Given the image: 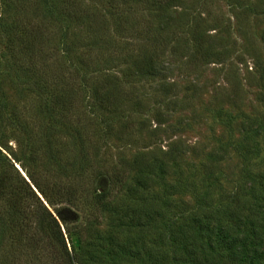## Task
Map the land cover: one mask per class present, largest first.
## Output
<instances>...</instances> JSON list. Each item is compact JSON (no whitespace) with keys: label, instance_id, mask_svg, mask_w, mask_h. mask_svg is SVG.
<instances>
[{"label":"rangeland","instance_id":"rangeland-1","mask_svg":"<svg viewBox=\"0 0 264 264\" xmlns=\"http://www.w3.org/2000/svg\"><path fill=\"white\" fill-rule=\"evenodd\" d=\"M15 1L18 0L9 3ZM181 1V8L170 10L176 20L174 33L171 29L161 34L165 41L158 51L144 36L152 27L150 36L156 34L155 27L148 23V7L128 0L119 1L129 4L117 10L108 0H81L87 10L82 20H73L60 0L49 2L48 6L44 0H28L20 10L13 4L9 8L10 22L31 25L30 44L40 51L32 59L13 61L15 78L3 87L7 109L25 126L44 131L48 121L40 113L39 102L49 100L58 88H67L69 93L72 91V98L83 101L80 110L74 106L71 124L72 128L78 124L84 129L83 139L93 140L84 147L88 157L99 165L105 162L108 171L115 168L113 165L119 169L140 160L139 169L143 176L147 175L144 191L137 188L127 191L126 186L112 202L110 212L94 219V229L89 231L92 248L85 259L95 255L96 264H107L103 249L108 232H114L110 229L120 225L126 228L125 213L141 209L143 199L146 201L143 211L150 212L168 196L173 209L167 213L172 217L177 215L176 207L191 212L197 205L211 209L215 213L213 221L224 224L237 215L246 217L254 208L262 216L264 0ZM198 25L211 38L204 43V49L210 48L208 53L202 49L207 53L204 59L193 40ZM4 40L0 43L1 53L5 52ZM61 40L63 44L59 45ZM153 53L158 56L157 65L162 70L154 78L138 77V72L134 75L136 71L130 69L133 61L139 56L146 59ZM36 67L42 68L46 76ZM84 80L82 84L91 88L82 92L79 86ZM115 84L123 100L116 112L109 113L95 101L94 89H99V98ZM37 85L48 92H38ZM101 121L112 130L106 132ZM68 125L69 118L50 132L54 137L53 150L58 155L56 163L44 169L46 160L43 165L32 163L29 168L42 174V180L74 186L87 183L90 177L80 169L84 163L77 160L80 157L72 138L62 131L60 136L55 134ZM119 128L128 132L123 130L124 134L120 135ZM17 129L10 125L0 131L4 148L7 147L0 150L7 158L13 153L24 164L28 152H21L13 140L18 136ZM173 148L182 154L176 152L172 161H168L164 153ZM40 154L39 151L36 156L40 158ZM159 156L167 161L169 168L161 181L154 162ZM18 164L15 163L16 168L25 176ZM133 175L134 172L130 180ZM0 206L2 209L5 203L0 201ZM68 210L63 214L70 222V231H76L87 215ZM169 219L172 218L168 216L164 221ZM18 230L16 225L0 220V264H68L67 257L59 254L60 248L46 254L48 247L43 243L47 241L37 244L40 251L26 246L24 237L21 243L16 236ZM62 232L71 264H78L84 249L73 232L67 234L63 226ZM133 236L128 233L124 241ZM139 237L138 245L151 255L169 249L166 241H159L153 247L159 240L157 233H143ZM129 248L130 245L127 251ZM166 263L171 264L169 258Z\"/></svg>","mask_w":264,"mask_h":264},{"label":"trees","instance_id":"trees-1","mask_svg":"<svg viewBox=\"0 0 264 264\" xmlns=\"http://www.w3.org/2000/svg\"><path fill=\"white\" fill-rule=\"evenodd\" d=\"M119 1L121 0H108V3L114 10L121 9L122 5L127 6L129 4L125 2L119 4ZM128 1L134 2V5L148 7V23H151V27H155L156 34L154 37L150 36L154 29L152 27V30L149 28L144 36L151 44H154L153 46H156L158 51L165 41L161 34L171 29L174 33L173 26L176 20H174L175 17H173V13H170V10L181 8L182 1ZM44 2L48 6L49 2L54 3L55 0H44ZM60 2L62 8L72 15L73 20H82V16L87 11L82 7L81 0H60ZM27 3H29L28 0H18L12 3H9V0H0V43L5 39V52H0V131L3 132L10 125H15L16 129L18 128L16 131L18 136L13 137V140L17 142L21 152H28V157L23 160V164L13 153H11L10 158H7L3 156L0 150V201H3V204L5 203L2 209L0 206V220H6L16 225L19 229L16 235L18 240L24 243L22 241V237H24L27 241L24 244L31 246L30 249L40 251V249H37V244L40 241H47L46 244L43 243L44 246L48 247L46 254H51L53 249L60 248L59 254L65 255L68 264H71L62 232L63 226L67 234L71 235V232H73L77 236L84 249L83 258H78L77 263L96 264L95 255H89L85 259L92 248L89 231L94 229V223L96 222L94 219L99 218V216L103 217L110 212L112 202L122 194L126 186L129 188L127 191H133L135 188L141 192L144 191L147 188V175L143 176L139 169L140 160H135L131 165L119 169L116 167L117 165H113L115 168L108 171L107 167L104 166L105 162L99 165L98 161L88 157V152L84 150V147L93 140H91V137L87 140L83 139L84 129L79 127L78 124L75 128H72L71 124L74 106L80 110L83 101L77 98L75 100V97L72 98L73 93L72 91L69 93L70 90H67V88H58L55 93L52 92L49 100L42 99L39 102L40 113L44 116L43 119L48 121L44 131L25 126V123H21V120L7 109L8 101L3 87L8 81L15 78L12 76V73H15L13 61L20 62L24 57L32 59L35 57L34 53L40 51L30 44L31 25L29 23L21 24L22 22L15 25L7 17L12 4L20 10ZM49 11L51 12V10ZM127 11L132 12L134 10L127 9ZM198 26L193 33V40L201 58L204 59L210 48L207 50L203 46L204 43L211 41V38L205 34L201 26ZM89 32L92 33L91 29H89ZM62 42L61 40L59 45H62ZM14 49L17 50L13 52ZM202 49L207 53H204ZM63 50L65 53L67 52V48ZM129 54L132 53L129 52ZM139 57L133 61L130 68L136 71L134 75L138 72V77L153 76L154 78L155 74L162 70L161 65H157L158 56L156 54L153 53L146 59L145 57L139 59ZM145 64L146 69L143 67ZM36 68L34 69L46 76L42 68ZM84 82L85 80L79 86L82 92L91 88L87 84H82ZM35 89L42 93L48 92L40 85H37ZM97 90L99 91L97 88L94 89L95 101L100 102L101 107L106 112H116L123 98L119 96L118 85L115 84L113 88L107 90L106 94L99 98ZM67 118H69L68 128L64 127L63 130L56 131L55 134L60 136L62 131L67 138H72V143L77 147V156L80 157L77 160L84 163L80 166V169L83 168L87 171L88 177H90L87 183L74 186L48 182L46 179L42 180V174L31 171L29 168L32 163L35 165L42 163L43 165L46 160L48 161L44 164V169L48 164L56 163L58 155L53 150L51 139L54 137L51 136L52 133L50 132L54 128L63 125ZM101 122L106 125V132L112 130L108 123ZM123 130L127 131V129L119 128L117 132L123 135ZM4 146L5 143L0 137V147L4 148ZM39 151L41 153L40 158L36 156ZM180 151L176 148L168 149L164 153L166 160L172 161L173 154L178 152L181 155ZM154 162L156 163V170L160 173L158 179L161 181L169 169L167 161L164 162L159 156L158 161L154 160ZM15 163H19V168L21 172L25 173L26 178L18 171ZM135 167L137 169H134ZM132 172H134V175L130 180ZM169 200V197L166 196L163 203L156 204L154 209L148 212V210L143 211L146 202L143 199L140 204L141 209L125 213L124 218H126L127 227L120 225L111 228L110 230L117 231V233L109 231L107 234L106 245L103 249V257L108 260L107 264H167V258H169L171 264L264 263V196H262V216H259V210L254 208L246 217L237 215L233 220L228 219L225 224L221 221L214 222L215 213L211 212V209L207 210V208L200 205L194 207V211L191 212L181 211L176 207L177 215L172 217L167 213L171 208L173 209L170 205L173 202ZM89 207L94 210H88ZM68 209L87 215L82 222L78 223L76 231H70L68 226L70 222L63 214L64 210ZM145 214L147 215L145 216ZM168 216L172 219L164 221ZM119 228L123 230L120 231ZM148 232L159 235V240L153 244L154 248L159 244V241L168 243L169 249L166 253L159 254L155 252L151 255L149 251L141 249L142 246L138 245L141 241L139 236ZM128 233L134 236L124 241ZM135 236H137L136 240H133ZM129 245L130 248L127 251ZM141 251H143V254Z\"/></svg>","mask_w":264,"mask_h":264},{"label":"water","instance_id":"water-1","mask_svg":"<svg viewBox=\"0 0 264 264\" xmlns=\"http://www.w3.org/2000/svg\"><path fill=\"white\" fill-rule=\"evenodd\" d=\"M26 178V176H24Z\"/></svg>","mask_w":264,"mask_h":264},{"label":"bare ground","instance_id":"bare-ground-1","mask_svg":"<svg viewBox=\"0 0 264 264\" xmlns=\"http://www.w3.org/2000/svg\"><path fill=\"white\" fill-rule=\"evenodd\" d=\"M22 174V173H21Z\"/></svg>","mask_w":264,"mask_h":264}]
</instances>
